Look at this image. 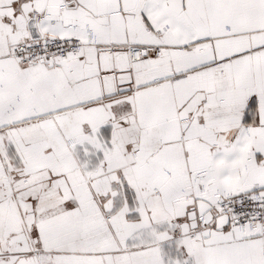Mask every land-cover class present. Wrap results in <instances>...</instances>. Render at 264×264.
<instances>
[{"label": "snow or ice", "instance_id": "obj_1", "mask_svg": "<svg viewBox=\"0 0 264 264\" xmlns=\"http://www.w3.org/2000/svg\"><path fill=\"white\" fill-rule=\"evenodd\" d=\"M0 264H264V0H0Z\"/></svg>", "mask_w": 264, "mask_h": 264}]
</instances>
